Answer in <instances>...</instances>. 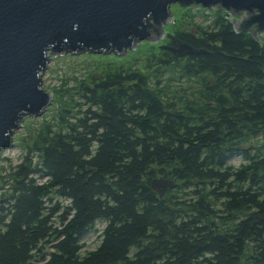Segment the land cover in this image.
Segmentation results:
<instances>
[{
  "label": "trees",
  "instance_id": "1",
  "mask_svg": "<svg viewBox=\"0 0 264 264\" xmlns=\"http://www.w3.org/2000/svg\"><path fill=\"white\" fill-rule=\"evenodd\" d=\"M200 9L187 17L202 14ZM212 16L204 41L187 39L205 50L206 76L228 84L234 109L229 101L225 111L221 105L222 125H242V132L250 125V134L236 137L237 144L258 147L249 166L225 168L227 174L218 178H231L237 191L213 190V168L201 169L202 148L209 149L206 164L223 168L230 158L218 156L223 142L216 132H195L177 115L161 126L169 131L162 145L156 143L152 152L145 147L137 157L124 126L108 121L101 131L103 123H89L84 96L69 84L78 79L71 77L53 89L49 120L43 116L20 139L19 164L1 169L0 264H240V256L241 264H264V39L236 31L226 13ZM154 108L160 114L159 103ZM188 112L197 115L195 109ZM153 160L173 165L144 177V166ZM156 172L177 183L172 196L154 198L150 182ZM193 178L204 182L199 191ZM185 189L194 190L188 195ZM232 214L238 223L229 238L224 231L230 232ZM217 225L225 229L222 236ZM91 236L98 244L90 250Z\"/></svg>",
  "mask_w": 264,
  "mask_h": 264
},
{
  "label": "flooded vegetation",
  "instance_id": "2",
  "mask_svg": "<svg viewBox=\"0 0 264 264\" xmlns=\"http://www.w3.org/2000/svg\"><path fill=\"white\" fill-rule=\"evenodd\" d=\"M200 8L205 12V8L201 6ZM210 12L209 16L207 13L205 16L209 19L207 25L192 24L184 21L183 18L181 23H174L176 24L175 27L171 26L169 31L162 33L159 39L152 38L139 44L136 42L132 49L126 50L121 55L112 53L106 57L108 53L95 54L89 52L70 54L75 63L76 58H81L82 65L90 69L85 77L76 78L78 79L77 83L72 85L75 88L74 92L77 95H83L85 98L89 112V123H103L105 126L99 127L101 131L107 130L108 121H111L113 125L117 122L119 127L124 126L136 144L134 150L137 157L141 156L145 147L148 148L149 152H152L156 143L162 145V138L168 136L169 131L164 130V134L161 126L166 125L167 127V122L177 115H180L183 124L184 122L187 123V128L193 131L198 129L197 131H200L202 135L216 132L220 143L223 142L217 147L218 153H220L218 156L221 158L222 154L223 156L230 155V158L228 157L229 159L223 168H218L217 162L206 164L203 159L207 157L205 151L209 149L202 148L199 163L202 165L203 173L204 170L213 168L216 178L209 183L211 186H216L213 190L224 192L226 186H229L231 187L229 194L232 195L237 191L236 184L230 180L231 178L224 183L218 178L227 174L223 170L225 168L236 169L249 166V160L258 147L253 142L237 144L236 137H240L244 133L250 134V125L245 132L239 130L242 128V125L239 124L234 128L222 125L225 116L221 115V105H223L224 111L229 104L234 109V99H230L228 89L225 88L228 84L218 82L212 75L206 76V70H203L201 66L205 50L200 46L194 48L188 42L187 36L194 41H204L205 31L213 23L212 13H225L216 7ZM174 40L185 43L200 53L198 55H177L178 44ZM144 45L145 48H143ZM189 72H192L194 76L189 77ZM227 101L230 103L228 104ZM155 103H159L160 114L155 111ZM107 109L114 111L113 116ZM192 109L196 110V116H189L188 111ZM231 117L227 115L228 120H231ZM136 139L138 142H135ZM259 139L261 140L262 137ZM163 142L166 143L167 141ZM214 159L217 160L218 157L215 156ZM172 165V161L159 162L153 160L144 166L146 171L143 176L146 177L145 175H148L150 170L152 175L154 170H167ZM155 175L151 182L153 180L171 181L168 176L159 175L157 172ZM172 182L174 187L166 189L161 196L151 189L154 198L163 199L172 196L177 186V183ZM191 182L196 187V191H199L204 183L200 178H193ZM221 185L224 187L222 190L220 189ZM191 190L194 189H185L183 192L190 195ZM241 192L243 191H239L238 194L240 195ZM238 216L241 219L243 213L240 212ZM231 217L235 219L230 224L231 233L224 231V235L229 236V238L237 230L235 225L238 223L236 214H232ZM215 228L218 236H222L220 228L225 230L224 227L217 225ZM93 240L95 241V237ZM239 263H244L241 256Z\"/></svg>",
  "mask_w": 264,
  "mask_h": 264
},
{
  "label": "water",
  "instance_id": "3",
  "mask_svg": "<svg viewBox=\"0 0 264 264\" xmlns=\"http://www.w3.org/2000/svg\"><path fill=\"white\" fill-rule=\"evenodd\" d=\"M172 4L246 13L240 23L232 21L236 31L256 40L264 33V0H0V150L12 147L25 117H40L51 105L52 95L41 88L49 53L121 55L136 42L158 39ZM174 42L177 55L200 53ZM173 187L151 182L159 196Z\"/></svg>",
  "mask_w": 264,
  "mask_h": 264
},
{
  "label": "rangeland",
  "instance_id": "4",
  "mask_svg": "<svg viewBox=\"0 0 264 264\" xmlns=\"http://www.w3.org/2000/svg\"><path fill=\"white\" fill-rule=\"evenodd\" d=\"M198 8H200V6L192 5L189 7L180 8L178 4H172L169 9L171 18L167 24L161 26L162 33L169 31L171 26L175 27L176 24L174 23H179V22L181 23L183 21V18L184 21L186 20L192 24L207 25L209 23V19L206 18L205 16L206 13L208 16L210 15L211 10L209 9H205V12L202 11V14L194 16L193 18L187 17V15H190L193 12L195 13V11H197ZM223 11L226 13V15H228V19L231 22L234 21L235 23H240L249 16L246 13L235 15L231 12H227L225 10ZM200 13H201V9H200ZM262 39H264V33L262 34L259 33L258 40L262 41ZM143 41H148V40L144 39L142 41L137 42L136 44H139L140 42ZM143 48H145V45L143 46ZM110 54L112 53L106 54V57H109ZM48 57L50 58V61L48 64V68L41 76V80H42L41 88L52 95L53 98L52 103L48 108L51 109L54 106V98H55V93H53V89L54 90L58 89V87L60 86L63 80H71L72 79L71 77H75L79 79L85 77V74L89 72L90 69H87V67L82 65V62H80L81 58H76L77 61L75 63L73 57H71L69 53L59 54V55H53L52 53H49ZM69 84H73V83L70 82ZM48 109L40 117L37 118L25 117L23 121L20 123V127L17 130H15L12 135V147L6 150L3 149L0 150V175L2 174L1 169L9 170V167H14L17 164H19L22 157L20 139L25 137V135L28 132L34 130V128H37L40 125L41 120L44 118L43 116H46L47 120H49V117H51L52 115L49 114L50 110ZM260 141H264V139H261ZM63 205L65 207H69V204L66 201L63 202ZM94 237L95 236H91L88 239L89 241L88 248L90 250L97 245V242L93 241ZM42 251H45V249Z\"/></svg>",
  "mask_w": 264,
  "mask_h": 264
}]
</instances>
